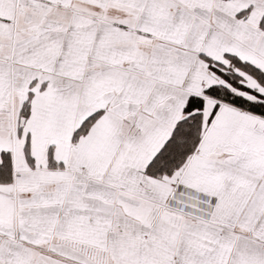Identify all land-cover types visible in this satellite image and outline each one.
Wrapping results in <instances>:
<instances>
[{
	"label": "snow or ice",
	"instance_id": "snow-or-ice-1",
	"mask_svg": "<svg viewBox=\"0 0 264 264\" xmlns=\"http://www.w3.org/2000/svg\"><path fill=\"white\" fill-rule=\"evenodd\" d=\"M0 264H264V0H0Z\"/></svg>",
	"mask_w": 264,
	"mask_h": 264
}]
</instances>
